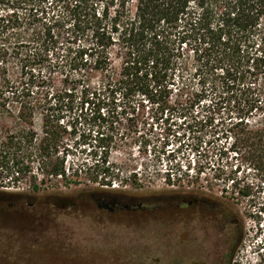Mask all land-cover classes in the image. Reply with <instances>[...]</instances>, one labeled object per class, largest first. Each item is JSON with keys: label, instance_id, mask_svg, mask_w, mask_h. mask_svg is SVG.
<instances>
[{"label": "trees", "instance_id": "16d2710c", "mask_svg": "<svg viewBox=\"0 0 264 264\" xmlns=\"http://www.w3.org/2000/svg\"><path fill=\"white\" fill-rule=\"evenodd\" d=\"M66 43L71 47L61 60L58 51ZM54 63H69L82 80L98 75L105 92L143 97L162 114L190 95L200 100L208 88L221 91V99L234 105L226 131L238 161L264 183V0H0L2 187L24 180L36 162L48 177L66 178L59 128L46 117L40 134L30 100L40 79L36 69ZM8 119H14L12 126L5 125ZM112 144L111 136L102 135L105 158ZM85 175L111 185L106 180L114 173L95 165L86 167ZM227 181L226 195L249 198L259 187L243 184L235 174ZM216 201L234 217L240 244L239 215ZM252 218L259 225V264H264V204Z\"/></svg>", "mask_w": 264, "mask_h": 264}, {"label": "rangeland", "instance_id": "374dc122", "mask_svg": "<svg viewBox=\"0 0 264 264\" xmlns=\"http://www.w3.org/2000/svg\"><path fill=\"white\" fill-rule=\"evenodd\" d=\"M68 47L71 46L66 43L58 51L61 60L67 56ZM52 59L56 60V57ZM55 63L54 67L47 64L40 72L36 69L35 75L40 79L33 88L30 100L40 134L42 120L46 117L59 128L58 155L61 160L64 159L66 178L48 177L41 171L39 162L33 163L32 173L24 180L8 187L0 186V201L6 200L5 207L13 202L12 197L21 196L25 198L22 209L27 208L28 203L35 204L33 209L21 211L39 215L41 221L49 225L60 219L70 223L65 219L84 216L82 213L86 212L84 207H87L85 204L91 194L167 198L201 193L226 203L242 221L244 238L238 245L233 264H259V225L252 217L264 204V183L255 178V171L238 161L226 131L234 105L230 106L221 99V91L212 92L208 88L210 93L200 100L190 95L182 102H173L170 110L162 114L157 110L158 106L143 97L123 99L105 92L98 75L82 80L69 63L62 66ZM18 71L12 72L14 77ZM200 89V86L194 85L193 93H200ZM14 122V119H8L5 125L12 126ZM2 127L3 122H0V134ZM102 135L113 139L108 158L101 152ZM95 165L100 170L110 167L115 177L106 181H111V185H102L101 178L94 183L85 175V168ZM233 174L244 179L243 184L259 186L253 190L251 197L232 196L229 191V194H224L225 187L230 186L228 176ZM34 186L38 189L35 190ZM71 204H77L79 213L69 210ZM65 207L68 209L63 211ZM57 209L59 211H55ZM164 218L143 223L137 231L143 255L151 251L153 255L163 257L164 264H191L197 256L210 257L211 264H223L218 256L227 253L231 245L229 236H218L210 230L206 233L211 236L202 238L205 244L194 245L192 242L179 247L177 238L184 229L183 225L175 219L171 229L166 216ZM73 223L79 236L88 231L87 221L79 219ZM27 224V220L19 222L21 227ZM133 229L126 228L125 232L130 234ZM170 234L174 243L172 259ZM23 245L0 246V263L115 264L98 258L96 261L90 259L89 251L79 246L75 250L78 259L69 261L59 253L60 248L48 243L35 249Z\"/></svg>", "mask_w": 264, "mask_h": 264}, {"label": "flooded vegetation", "instance_id": "af4514ba", "mask_svg": "<svg viewBox=\"0 0 264 264\" xmlns=\"http://www.w3.org/2000/svg\"><path fill=\"white\" fill-rule=\"evenodd\" d=\"M12 198L13 202L8 203L7 207L4 206L6 200L0 201V246L19 247L24 244L23 246L35 249L48 243L60 248L59 253L64 254L69 261L78 259L75 250L79 246L82 250H88V258H94L95 261L98 258L115 264L147 262L164 264L163 257L153 255L151 251L143 255L140 233L137 231L143 223L148 224L158 217L164 220L165 216L171 229L175 219L184 227L177 238L179 247H185L192 242L195 243L194 245H203L205 242L202 238L210 237L211 234L206 232L213 230L218 236L230 237L231 245L227 253L218 256L219 262L230 264L239 245V229L230 211L221 209L216 200L201 193L171 195L167 198H127L109 193L91 194L89 202L85 204L87 207H84L86 212L81 210L84 216L66 218L65 220L70 223L60 219L49 225L42 222L39 215L31 213L28 215L21 211L33 209L34 203H28L27 208L22 209L25 198L21 196ZM66 209L68 208H62L63 211ZM69 210L77 211V213L80 211L77 204H71ZM30 215L33 216L30 217ZM79 219L88 222V231L81 234L84 237L78 235L76 225L73 223ZM20 220H27V226L21 227ZM132 227L133 232L127 234L126 228L132 229ZM120 228L122 230H117ZM184 234H187V238L182 239ZM168 239L172 259L174 245L172 234L168 236ZM212 262L208 256H197L191 260V264H211Z\"/></svg>", "mask_w": 264, "mask_h": 264}, {"label": "water", "instance_id": "95a60500", "mask_svg": "<svg viewBox=\"0 0 264 264\" xmlns=\"http://www.w3.org/2000/svg\"><path fill=\"white\" fill-rule=\"evenodd\" d=\"M185 238H187V234H184L182 237V239H185ZM195 264H200V263H195Z\"/></svg>", "mask_w": 264, "mask_h": 264}]
</instances>
